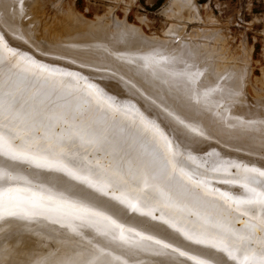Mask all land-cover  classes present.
I'll return each instance as SVG.
<instances>
[{
  "label": "bare ground",
  "instance_id": "1",
  "mask_svg": "<svg viewBox=\"0 0 264 264\" xmlns=\"http://www.w3.org/2000/svg\"><path fill=\"white\" fill-rule=\"evenodd\" d=\"M49 1L51 2V0H14L16 8L14 16L10 18V22H6L7 19L9 20L7 14L4 17L0 13V35L4 36L8 47L15 51L16 58H23L26 61H35L39 65H46L57 73H67L68 75L73 73L77 76L81 74L82 76L90 77L85 79V86L94 85L100 95L118 108L119 112L127 120L133 122L143 120L149 127H147V130H150V133L147 131L148 135L152 133L151 129H157L159 133H163L164 137L167 138L170 133L171 135L173 134L174 138L170 136L172 138L171 142L172 140L174 141L172 142L174 144H171V146L173 145L172 149L177 153L183 154L185 158L194 157V162L196 163L203 160L202 156L205 155L204 157H206L207 155V158H204L206 166L213 168L217 164H231L233 162L247 164L249 167L264 168V122L259 119L254 109H252L255 106L257 107L256 103L253 105L249 104L244 95V87L247 81H245L246 69L244 66L247 64V59L243 57L244 55L227 57L228 55H225L226 50L224 51L221 48L222 46L217 47V45L222 44V37L220 38L216 33L213 34L215 30L213 33L207 32L208 29H204L201 33L197 32L195 38H199V41L196 42L199 44L196 46V50L191 48L189 42L183 44L179 54L175 53L176 55L173 57L169 54L166 55L165 52V48L171 42L170 38L168 40L159 39L160 42H153L150 39L154 44H148L144 34L143 36L141 35V28L129 25L126 23V18L125 21L123 20L124 22H120L117 19L120 24L115 22V18H112L110 24L105 23V19L99 23L97 20L87 24L82 23L83 28L80 29L67 25L68 20L66 17L65 19L62 18L65 13L61 14V17L57 12L58 18L55 16L56 13H54L53 15L57 20L62 18L64 21L62 19L59 22L53 21L55 18L50 17L48 12V10H51L48 6V3L50 4ZM189 1H175L178 13L176 11L175 13L174 10V14L171 12L173 20L182 19L183 15L180 17L181 12L190 11L192 2L190 3ZM51 3L54 4L53 1ZM188 3H190L189 6L187 5ZM194 4L196 2H193L192 5L194 6ZM57 5V8H60L61 4ZM64 6L62 5V9ZM193 9L192 11L195 10ZM64 10L67 9L64 8ZM194 12L190 15L196 14ZM46 15H49V17L46 18ZM198 15L200 17V14ZM73 16L75 17V15ZM76 17L78 18V16ZM48 18H54L51 19L52 24L49 23L50 20L47 21ZM196 18L194 19L196 20ZM84 20L86 19L84 18ZM106 20L109 19L107 18ZM70 21L69 23L73 22V20ZM171 29H168L165 34L177 35L180 30L179 28L177 31L175 27ZM218 31L220 32L221 29ZM200 39H205L207 42L201 44ZM210 43L216 46H212ZM229 47L227 49L230 50ZM180 53H182L181 56ZM114 64L130 68L134 75L140 76L138 77L140 80H136V78L129 79L125 75L117 73L114 70ZM10 71L26 75L33 81L38 80V77L23 72L21 68L15 67L9 62H6L3 69H0V74L6 73L8 75ZM197 74H200V77L198 78L197 76L199 80L196 78V81L194 77ZM257 80L259 81L260 79ZM60 87H66L67 89L69 87L70 89L71 87L79 88L74 84L60 85ZM232 97L237 100L236 108L233 107L235 102L232 105L229 104L233 109L230 112V116L226 118L228 111L231 110L228 104L226 107L229 110L225 107L226 111L228 110L225 116L222 114V110L220 111L218 108L223 102L225 105L226 100L228 103V99ZM234 98L230 100L233 101ZM259 99L261 98L259 97ZM259 99L257 100L258 103ZM110 122L117 125L120 123L115 122L114 119H110ZM138 125L140 124L138 123L136 126ZM119 126L121 127V125ZM143 126L141 125L144 129ZM138 127L140 128V126ZM220 133L226 134L225 137L227 138H222L224 135L222 136ZM216 135H219L222 139L218 140ZM135 140L132 142L135 143ZM146 146L150 147L149 145ZM199 149H202L201 151L203 152L207 150L206 154H200ZM26 167L28 166L26 165ZM39 173L37 174L39 175ZM42 175L43 173H41ZM45 175L46 173L43 176ZM47 175H49L48 171ZM29 179H34V174ZM79 181L81 180L78 179L76 184L78 183L77 185L80 186ZM211 182L212 184L209 182V186L211 185L210 188L213 189L214 182ZM81 183L84 185L82 188H80L81 186H78V188L77 186L72 187V194L69 197L65 196V198L70 200L77 198L78 203L88 208H96L118 223H122L126 219H135L136 213L140 212L139 209L133 210L130 206L129 198L121 196L119 193L113 194L110 185L104 184L93 187L84 180ZM217 185L215 182V186L220 190L219 186H221V183H217ZM228 186L232 185H227L226 187ZM56 188H61V186L59 185ZM230 189L232 191L233 188L229 187L227 191ZM235 190L236 193L244 191L239 187L234 188ZM81 197L83 199H79ZM101 204L103 206L98 207ZM139 206L137 205V208ZM65 212H69V210L65 209L60 212L32 218L3 217L0 220V228L10 229L12 226H17V236H12L0 244V264H6L5 260H9V255L12 256L10 258L11 261L14 257H16L14 260L18 259L16 263L19 260H22L23 263L24 261L28 263L25 259L31 262L29 256L26 258L22 257L23 259L18 257L20 255L23 256L24 253H22L23 243L18 237L26 231L32 233L27 243L35 241L40 234H44L49 238L56 235L61 241L70 244L74 251L88 254L86 261L82 262L79 259L77 264H194V261L189 260L187 256L179 255V251L189 252L190 254L199 252L213 255L214 257H222L224 260L228 258L226 253L220 252L216 248L197 244L193 240L188 239L182 231L177 230V226H174L167 216L161 217L159 211L154 222L149 223L147 221V224H150L149 227L145 224L148 229L143 226L142 222L144 229L141 225L140 228L144 232L142 235L137 234L139 237L135 239H121L118 234L121 233L119 232L120 229L111 226L107 220L79 212H69L66 215L64 214ZM136 226L137 224L133 226L131 232L138 229ZM127 227L125 230L129 231ZM129 228H131L130 225ZM134 233L136 234V231ZM156 241H160V243ZM164 244H168L170 247H164ZM173 248L179 249V251H173ZM183 248L189 249L182 250ZM8 251L11 252L9 253ZM5 253H9L7 254L8 257H6ZM44 255L42 264L46 260L45 257L48 256ZM39 262L37 261L36 263ZM230 262L227 264H232V261ZM20 264L22 263L20 262ZM253 264H259V261H253Z\"/></svg>",
  "mask_w": 264,
  "mask_h": 264
},
{
  "label": "snow or ice",
  "instance_id": "2",
  "mask_svg": "<svg viewBox=\"0 0 264 264\" xmlns=\"http://www.w3.org/2000/svg\"><path fill=\"white\" fill-rule=\"evenodd\" d=\"M6 62L38 80L11 71L7 79L0 75V216L32 218L67 209L109 221L124 239L122 223L65 198L68 188L49 187L48 176L29 179L32 168L61 171L93 187L110 185L113 194L129 198L133 210L140 205L159 211L188 239L226 253L236 264H264V168L235 162L211 170L194 167V157L174 151L157 129L150 148L126 154L110 122V113L120 110L94 85H79L75 76L16 58L0 35V69ZM67 84L80 91L60 87ZM211 181L244 191L213 190ZM179 255L194 264H227L199 252Z\"/></svg>",
  "mask_w": 264,
  "mask_h": 264
},
{
  "label": "rangeland",
  "instance_id": "3",
  "mask_svg": "<svg viewBox=\"0 0 264 264\" xmlns=\"http://www.w3.org/2000/svg\"><path fill=\"white\" fill-rule=\"evenodd\" d=\"M52 1L54 4L51 3ZM175 1L176 0H174V1L173 0H121V1L120 0H58V1L57 0H51V2L49 1L50 4L48 3V6L51 8V10H48V12H49L50 17L51 16L54 17V15H53L54 13H56L55 14L56 17L58 15H60L62 17L61 14L65 13V14H63L62 18L65 19V17H66V19L68 20L67 25H69L70 27H77L79 29L83 28L82 27L83 24H87L88 22H91V21L96 22V20H97V22L99 23L105 19L104 22L105 23L107 22L108 24H110L112 21V18L113 19L115 18V20H116L115 22H117V24H120V22L121 21L124 22L125 18H126V21H127L126 23H128L131 26L133 25L135 27L141 28L140 32L141 31L143 32V33L141 32V35L143 36V34H144V38L146 37V40H148L147 41L148 44H154L153 42H160L159 39L160 40H162V39L168 40L170 38L171 39V42H170L171 45L169 44L168 47L172 48V50H170V48L168 49V47H167V48H165V52H166V55L169 54L173 57L177 53L179 54L180 48L182 47L183 44H186L189 42L191 44L190 45L191 48L193 50H196V46L199 44V43H196L197 41H199V38L198 37L195 38V36H197L196 35L197 32L201 33L204 29H206V30L208 29L207 32L213 33L215 30V32L213 34L216 33V35L218 34V36L220 38L222 37V42H221L222 44H219L220 46L217 45V47L222 46L221 48L224 49V51L226 50L225 55L226 56L228 55L227 57H230V56L235 57V56H241V55L243 56L244 55L243 57L245 59H247L246 60L247 64H245V66H244L246 69L245 70V72H246L245 81L247 80L246 86L244 87L245 99L247 100V102L249 104L253 105L256 103L257 107L254 105L256 108L253 107L252 109H254V112L258 115L259 119L262 122H264V86H262V85H264V0H194V1L193 0H190V1L186 0V1H189L190 3L192 2L191 4L190 3L187 4L188 6L190 4L191 9L189 12L187 11L186 13H185V11L181 12L182 14L180 13V15H181L180 17H182V15H183L184 18H187V19L189 18L188 21H187V19H184L183 17H182V19L180 18V20H177V21L175 19L173 20V18L171 17V14H172L171 12H173V10H174V12L176 11L178 13V8L175 5ZM193 2H196V4H194V6L192 5ZM51 4H52V6H51ZM57 4H59V5L61 4L59 6L60 8H57V6H58ZM3 5H8V7L5 8ZM62 5L63 6L65 5L63 7V9H62ZM195 5L198 7V9ZM0 6H1L0 13H2L4 17L7 14L8 15L7 18H9V20L7 19L6 22H10L11 21L10 18L14 16V10L16 8L14 0H0ZM70 6H72L71 8H73V9H71ZM64 8L67 10H64ZM68 9H71L72 11L68 10ZM192 9L195 12L192 11ZM55 10H58V11H55ZM62 10H63V12H62ZM48 12H47V14H48ZM57 12H58V15H57ZM110 12H111V14H110ZM174 12H173V14H174ZM193 12L196 14H192L193 16H191L190 14ZM168 14H170V15H168ZM198 14H200V17ZM49 15H46V18L49 17ZM73 15H75V17ZM76 16H78V18ZM83 17L86 20H84ZM196 17H198L200 20ZM54 18H48L47 21L50 20L49 23L52 24L51 19H54ZM107 18L109 20H106ZM143 18H145L146 20ZM194 18H196V20ZM55 19L53 21L59 22L61 20L60 18H59L60 20H57V19L55 20ZM69 19L73 20V22H72L73 24L69 23V22H71ZM140 19H142V20H140ZM170 26H172L173 28L174 27L177 28V31L180 28L177 35L176 34H165L168 31V29L170 30L172 28ZM116 28H118V27H116ZM217 29L218 30L221 29V31L219 32ZM206 30H205V32H206ZM194 32H196V33H194ZM221 32H222V34H221ZM151 37H153V38H151ZM225 41H227V42H225ZM206 42L207 41L205 39H200L201 44H204ZM195 43H196V45H195ZM224 43H226V44H224ZM34 44H36V43H34ZM210 44L212 46H216L213 43H210ZM141 46L143 47V45H141ZM223 46H226V47H223ZM228 47L230 48V50L227 49ZM229 51H230V54H229ZM181 54L182 53H180V56H181ZM249 58H250V60H249ZM202 62L204 63V61H202ZM114 70L121 75H125L126 78H129V79H135L136 78V80H140L138 78L140 76H138V75L136 76V74L134 75V73L132 72V70L130 68H125L119 64H114ZM64 74L68 75L67 73H64ZM69 74H70L69 76H75L77 78V80L79 81V85L83 84L84 86H85V82H86L85 79L90 78V77H87L84 75L82 76L81 74H78L79 77L73 73H69ZM0 75H3L4 78L7 79L6 73L0 74ZM199 75L197 74L196 77H194L195 80H196L197 76H198V78L200 77ZM81 77H82V79H81ZM198 78H197V80H199ZM257 79H260V80L258 81ZM81 80H82V82H81ZM262 80H263V83H262ZM256 88H257V91H256ZM68 89H70V87ZM78 89L79 88H77V87H71L70 90H72V91L74 90V91L79 92L80 89L79 90ZM172 95H173V93H172ZM256 96H259L261 99H259V97H256ZM220 97H221V94H220ZM232 98H234V97H232ZM232 98H230V99L232 100ZM230 99H228V103L226 102L227 100L225 101V105H224V102H223V104L221 103L223 106L221 105L218 108V109H220V111L222 110L221 112L225 116L226 115L225 113L229 110L226 107L228 104V107L231 108V110L228 111L226 118H228L230 116V114H231L230 112H232L233 107L236 108L235 104H236L237 100L234 98L235 100L233 99V101H231ZM258 99H259V103L257 101ZM260 100H262V101H260ZM229 101H231L232 103L231 102L229 103ZM233 102H235L234 106L230 107L229 104L232 105ZM225 107H226V109H228L227 111H226ZM235 108H234V110H235ZM223 111H224V113H223ZM123 117L124 116L120 112L119 113L118 112L111 113V115H110L111 120L114 119L115 122H120L118 125L113 124L114 125L113 131L115 130L114 132L117 135L116 136L117 141L122 143L123 147L127 145L126 147H124L125 153L135 155L136 153H138L140 151H143V150L150 148L151 144H152L153 132L151 131L152 133L150 135H148L150 133V130H147V127L145 129L146 124L144 123V121L138 120L139 122L138 121L133 122V121L127 120V118H125V117L123 118ZM135 123H137V124L139 123L140 125H138V126H140L141 129L138 126H136L137 124H135ZM119 125H121V127ZM141 125H144L143 126L144 129L141 127ZM117 126H119L120 128ZM142 130H143V132H142ZM145 130H146V132H145ZM130 132H131V134H129ZM138 132H140V133H138ZM132 134H134V135H132ZM129 135H131V136H129ZM147 135H148V137H147ZM169 135L172 136V138H174L173 134L171 135V133H170ZM221 135L223 136L224 133H222ZM225 135L222 138H227V137H225ZM163 136H164V134H163ZM170 136L168 138L166 137L167 140H169V141H171V139H172V138H170ZM216 136H217L216 138L218 140L222 139V138H220L219 135H216ZM129 138H130V140H129ZM135 139L139 143H137ZM134 140H135V143H133ZM143 140H144V142H143ZM172 142H174V141L172 140ZM172 142H171V144H174ZM136 144H137V146H136ZM146 145H149L150 147H148ZM141 148H143V149L141 150ZM199 150H200V154L201 153L206 154V152H207V150H206V152H205V150H204V152L201 151L202 149H199ZM178 154H181V153H178ZM91 155H95V153L92 152ZM204 156H202L204 161L202 160V161L197 162V163L194 162L195 163V164H193L194 167L197 165V166L201 167V169H209V170L213 169V167L206 166V160L204 158H207V155H206V157H204ZM0 159H2V158H0ZM13 163H15V162H13ZM190 163H192V162L190 161ZM22 167H26V165H22ZM33 169H35V170H33ZM39 171H41V172L39 173ZM47 171H48L49 175H47ZM32 172L34 174V179L37 178L36 180L42 178L44 173H46V175L51 178V183H50V185H48L50 187L52 185H56V187H58L59 185L61 187H63V186L65 187L67 185L66 188H68V192L65 193L66 197H69L70 194H72V192H73L72 187L77 186V188H78V186H79V185H77L78 183L76 184V181L78 179L77 180L74 179L73 176L68 175L65 172L55 171V170L49 171L47 169L44 170V169H36V168H32ZM37 173H39L40 176ZM41 173H43L42 176H41ZM61 177H63V178L61 179ZM71 177H73V178H71ZM195 178L193 176V179H195ZM63 181H65V182L63 183ZM82 181L83 180L79 181V183L81 184L80 185L81 187L79 186L80 188H82V186H84L81 183ZM213 182H214L213 183V190H214V188L217 189L218 187L215 186L216 181H213ZM65 183H67V184H65ZM71 183H72V185H71ZM73 183H74V186H73ZM217 183L218 182H216V185H217ZM210 184H212V182H210ZM227 185H230V184H224L223 185V183H221V186H223V187L219 186L222 189V190L220 189V191H227V188L229 189V187H232L233 188L232 191H231V189L228 191L233 192L234 188L238 187V186H234V185L226 187ZM225 187H226V189H224ZM69 189H71V190H69ZM234 192L236 193V190ZM137 209H139L140 212L136 213L135 219H130V220L126 219L125 221L123 220L124 222H122V223H123L124 227L128 224L127 225L128 227L126 226L127 230L132 229L133 226L137 224L136 227L138 228L137 230H139V231L137 232V230H133V232L136 231V234L134 233L136 235L135 236L133 234V232H131L130 230L126 231L125 230L126 227H125L123 230V235L125 238H128V239L129 238L130 239L138 238L139 236L137 235V233L142 235L144 232L140 228V225L142 228L144 226L146 229H148L147 227H149L150 224L148 225L147 221L149 223L154 222L155 217H157V215L159 213L155 209L154 210H144L140 206ZM3 217H5V216H0V220L3 219ZM140 222H141V224H140ZM142 222H143V226H142ZM124 223H127V224H124ZM145 224L147 225V227ZM129 225L131 228H129ZM16 227L17 226H14V227L12 226L10 229L0 228V244H2L6 239H8L12 236L13 237L17 236V228ZM136 227H135V229H136ZM140 229H141V233H140ZM119 232H121V229ZM118 234H119V236H121V233H118ZM30 236H32V233L30 231H26L20 237H18L19 240H21L23 243L22 253L24 252L23 256L20 255L21 258H20V256H18V257H19V259H23L24 257L26 258L29 256L31 262L34 261V262H32V264L36 263L37 261L38 262L40 261L39 263L42 264V262L44 260L43 258L45 256L44 254H46V256L48 255L47 257H45L46 258L45 261H47V262L44 261V264L45 263L48 264V262H50L49 264H53L54 262H55L54 264H56V263L57 264H77V261L79 259H80V261L84 262V261H86V257L88 256V254H86V253L74 251L70 247V244L61 241L56 235H53L49 238V237L45 236L44 234H40L39 236H37L35 241L27 243L30 239ZM25 247H26V249H25ZM188 249L189 248H185V249L183 248L182 250H188ZM9 253H5V254L7 255ZM26 254H27V256H26ZM41 254H43V255H41ZM0 256H1V252H0ZM9 256L10 257H8V255L6 256L9 258V260L6 259L5 263L6 264L16 263V260H18V259L14 260L16 258V257H14L11 261L10 258H12V256L11 255H9ZM34 258H35V260L36 259H38V260L35 261ZM216 258H219V257H216ZM25 260L28 261L29 264H31V262L28 259H25ZM226 260H227V263L228 262L231 263L230 261H232L229 258H226L225 261ZM20 262L22 264L25 263V261L23 263L22 260H19V261H17L16 264H20ZM51 262H53V263H51ZM233 262H234V264H236L235 261H232V264H233ZM28 263H25V264H28ZM39 263H36V264H39ZM252 264H253V262H252Z\"/></svg>",
  "mask_w": 264,
  "mask_h": 264
}]
</instances>
